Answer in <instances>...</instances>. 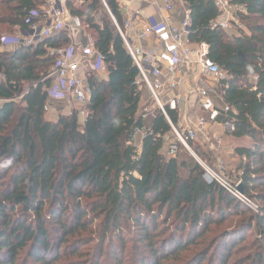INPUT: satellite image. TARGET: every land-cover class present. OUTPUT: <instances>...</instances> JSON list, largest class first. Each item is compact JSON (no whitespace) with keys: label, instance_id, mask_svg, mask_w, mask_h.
<instances>
[{"label":"trees","instance_id":"16d2710c","mask_svg":"<svg viewBox=\"0 0 264 264\" xmlns=\"http://www.w3.org/2000/svg\"><path fill=\"white\" fill-rule=\"evenodd\" d=\"M181 1L190 13L191 41L207 44L208 62L227 76L218 90L229 111H221L217 123L233 124L234 139L252 142L236 149L243 193L264 202V0H229L244 9L236 12L241 25L229 31L213 25L223 19L214 0ZM46 4L0 0V28L27 35L43 19ZM107 4L123 25L117 0ZM67 9L106 65L102 81L88 76L91 99L82 121L77 113L56 121L45 115L43 89L57 62L53 52L70 46L68 35L9 52L0 31V264H56L71 251L91 249L92 264H108V249L116 264H163L205 240L218 244L214 264H230L239 240L229 238L238 232L213 228L237 217H243L237 229L255 227L264 244V207L245 218L249 209L207 182L197 162L179 161V149L185 148L163 115L145 127L140 73L101 0L68 1ZM168 114L178 125L177 112ZM137 129L146 132L140 148L134 144ZM169 145L178 149L175 158L167 156ZM130 245L138 257L127 263ZM257 249L262 251L250 264L264 262V248ZM206 258L208 252L198 254L195 264Z\"/></svg>","mask_w":264,"mask_h":264},{"label":"built area","instance_id":"2783aa9c","mask_svg":"<svg viewBox=\"0 0 264 264\" xmlns=\"http://www.w3.org/2000/svg\"><path fill=\"white\" fill-rule=\"evenodd\" d=\"M68 1H73L76 5L85 2L47 0L46 6L41 9L43 19L27 35L3 37L1 43L6 48L16 50L19 47L37 45L62 32L66 33L71 44L53 52L57 62L47 77L50 85L43 89L48 96L45 114L47 116L50 112V102H57L66 104L69 109V113H61L59 116L77 113L85 117L91 99L88 76L95 74L102 81L106 76V65L104 57L95 49L92 38L86 35L80 19L70 15ZM145 1L151 12L146 19L142 17L141 9L125 5L124 0H117L120 12L122 7L125 9V13H121L123 25L120 26L112 15L107 0H101L140 73L138 86L141 93L147 91L149 95L150 113L156 116L161 114L166 118L176 141L187 151L192 152L190 142L203 140L204 146L214 152L224 144L214 128L219 126L230 135L234 132L233 124H219L216 121L222 112L229 111L221 97L222 106L215 107L213 96L215 88L227 76L219 67L208 62L210 48L207 44L196 45L191 41L190 13L181 0ZM214 2L223 16L222 20L214 22V27L219 26L222 30L229 31L233 25H241L236 12H244L242 7L232 5L229 0ZM178 5L184 12L180 23H176L171 16ZM160 14L164 17H160ZM33 16L38 17L40 13H34ZM145 42H149L147 46L143 44ZM169 110L177 112L178 125L172 123ZM150 113L145 111L143 119ZM145 134L144 129L136 130L134 144L138 148L141 147ZM177 154V147L169 145L167 156L175 158ZM227 171L226 165L219 162L215 170H205V178L217 183L237 201L248 206V198L239 190L241 182L229 180Z\"/></svg>","mask_w":264,"mask_h":264},{"label":"rangeland","instance_id":"374dc122","mask_svg":"<svg viewBox=\"0 0 264 264\" xmlns=\"http://www.w3.org/2000/svg\"><path fill=\"white\" fill-rule=\"evenodd\" d=\"M180 7V5H178ZM100 15L105 16V13L100 10ZM83 27V26H82ZM84 28V27H83ZM0 31H2V36L9 37H22L21 34L18 32L14 35H9L8 31L9 29L7 27H1ZM89 34V33H88ZM86 35L90 37V34ZM12 52V51H11ZM219 86L215 88L214 90V105L217 108H220L222 106V102L220 100V94L218 90ZM18 102L21 104V98H18ZM149 106H146L144 104H141L140 110L141 112L145 113L146 110H148ZM61 113H69V109L66 108V104H61L57 102H50V112L46 116L48 120L56 121L57 118ZM46 115V114H45ZM80 120H83V116H80ZM218 134L222 139L224 140V144L221 148H218L214 152H211L207 146L203 144V140H199L195 143V145H190L191 151L189 152L187 150H181L179 149V154L177 156L179 161H185L187 159H193L195 162H197L202 169H211L215 170L217 164L219 162H223L227 167V173L228 178L234 183L239 182L240 176L242 175V171L239 170L241 159L236 155V149L238 147H250L252 146V142L250 139H242V140H236L234 139L230 134L226 133L223 128L218 129ZM171 141H173L171 139ZM246 159H244L245 161ZM206 174V172H205ZM180 176L183 178H187L188 172L184 169H180ZM261 191V190H259ZM249 205L246 206V208L249 209V212L245 215L247 217L255 215H259L261 208L264 207V202H260L257 200L249 199ZM243 217H237L232 220H230L228 223L224 224L222 227H214V231L216 232H223L224 230H230L233 232H238L236 234H232V237L229 238V242L232 243L235 240H239V244L236 245L237 249L233 252L232 259L230 260V264H250L252 263V258L255 257L262 249H257V247L264 248L263 241L259 239V237L256 234L255 227L251 228H242V230L237 229L238 222L241 221ZM169 230V227L167 228ZM171 232V229L169 233ZM168 233V234H169ZM132 237L128 236V239L130 240ZM166 238H169V236H166ZM98 238L96 237L95 240ZM243 239V240H241ZM210 240L203 241L204 244L191 247L186 252L182 253V255L179 257V259H176V257H172L165 261L163 264H195L196 260L194 259L198 254L208 252V258L203 263L200 264H214V259L216 257L215 251L218 246L215 245V242L212 244H209ZM211 246V248H209ZM79 250L82 251L83 248L79 246ZM233 250V249H231ZM112 249H108V258L106 259L108 261V264H116L114 262V259H112L113 254ZM128 252V253H127ZM126 252V260L128 262H135L137 259V254L135 251L133 252V248L130 245V252L129 250ZM94 249H91L90 252H69L67 255H65L64 258L60 259L56 264H92V260L94 259ZM106 261V262H107ZM33 263V262H32ZM20 264H27V261L24 260L20 262ZM264 264V262H263Z\"/></svg>","mask_w":264,"mask_h":264},{"label":"crops","instance_id":"0c3cea01","mask_svg":"<svg viewBox=\"0 0 264 264\" xmlns=\"http://www.w3.org/2000/svg\"><path fill=\"white\" fill-rule=\"evenodd\" d=\"M124 4L125 5H130L132 7H136V8H139L142 10V17L144 19L148 18L150 15H151V12L147 9V6H148V2L145 1V0H124ZM121 13L124 14L125 13V9H123V7L121 8ZM166 16V15H165ZM172 18L173 20L176 22V23H180L182 22L183 18H184V12H183V9H181V7H178L176 6L175 7V10L174 12L172 13ZM160 17H164L163 15L160 14ZM151 41V39L149 40V42ZM149 42H145L143 43L145 46L148 45ZM14 49L13 48H8V51L11 52L13 51ZM106 77V76H105ZM141 104H144L146 106H148V101H149V95L147 93V91H143L142 92V97H141ZM141 104H140V107H141ZM150 108V106L148 107ZM146 112H149L150 113V109ZM156 118V115H152V113L148 114L146 116V118H144V125L147 129H151L153 123H154V120ZM221 128L219 126H216L214 128L215 131H218V129Z\"/></svg>","mask_w":264,"mask_h":264},{"label":"water","instance_id":"95a60500","mask_svg":"<svg viewBox=\"0 0 264 264\" xmlns=\"http://www.w3.org/2000/svg\"><path fill=\"white\" fill-rule=\"evenodd\" d=\"M206 180H207V182L212 183L211 180H210L209 178H207ZM239 190H240L241 193H243V188H242V186L239 187Z\"/></svg>","mask_w":264,"mask_h":264}]
</instances>
